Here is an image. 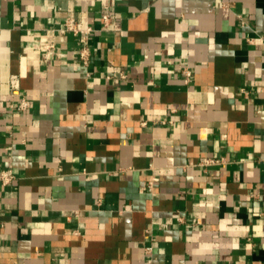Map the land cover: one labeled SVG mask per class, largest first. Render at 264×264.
Instances as JSON below:
<instances>
[{
  "label": "crops",
  "instance_id": "obj_1",
  "mask_svg": "<svg viewBox=\"0 0 264 264\" xmlns=\"http://www.w3.org/2000/svg\"><path fill=\"white\" fill-rule=\"evenodd\" d=\"M5 169L0 264H264V0H0Z\"/></svg>",
  "mask_w": 264,
  "mask_h": 264
},
{
  "label": "built area",
  "instance_id": "obj_2",
  "mask_svg": "<svg viewBox=\"0 0 264 264\" xmlns=\"http://www.w3.org/2000/svg\"><path fill=\"white\" fill-rule=\"evenodd\" d=\"M115 21V16L113 12L110 9H107L102 13L101 16V23L102 26L105 29H109L112 26V23ZM96 32L94 27L87 25L86 27L82 25L80 21L75 19L74 17H68L65 20L64 26L60 30L61 39L64 41L65 36L67 34H73L75 37H77L81 42V48L78 50V57L80 62L84 66H88L92 52L90 48V40L93 34ZM57 49L58 46L55 42V40H44L43 45L41 46V51L43 55V59L45 62H49L51 59L54 58V56L57 55ZM186 80L187 82L191 80L192 78V72L190 70H185ZM11 92L13 97H21V90H20V81L17 76L11 77ZM10 107L17 112H26L30 109V103L26 99V97H23L20 102L18 103H12ZM225 162V159H212L208 158L205 159L202 164L204 166H213V165H219ZM15 175L12 171V169H5L2 170L0 173V180L5 185H9L14 180ZM151 249H148V252H150Z\"/></svg>",
  "mask_w": 264,
  "mask_h": 264
}]
</instances>
